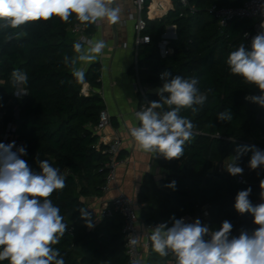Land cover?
<instances>
[{"label": "trees", "instance_id": "1", "mask_svg": "<svg viewBox=\"0 0 264 264\" xmlns=\"http://www.w3.org/2000/svg\"><path fill=\"white\" fill-rule=\"evenodd\" d=\"M161 1L168 13L158 18L159 14L153 12L156 17L150 19L147 13L151 0H147L143 15L147 21L145 35L150 37V43L139 48L135 74L151 90L150 101L159 100L157 90L163 83L160 74L165 71L173 76L199 78V87L207 99L203 106H197L196 113L187 108L180 112L195 125L183 155L169 160L156 153L166 176L160 180L149 174L144 177L137 200L141 221L146 225L171 226L173 217L197 215L208 207L212 231L219 230L227 220L233 225L230 238L239 236L241 230L251 234L258 225L250 213L241 214L235 209V198L239 191L250 187L252 204L261 199L264 168H249L252 152L248 151L238 160L244 171L237 175L244 177L248 185L238 184L237 176H231L226 169L222 173L218 171L220 164L231 162L238 146L264 150V116L259 118L264 108L245 99L260 95V90L232 74L226 62L241 44L250 50L245 34L251 22L234 20L223 28L211 13L214 6L237 8L243 0H187V7L181 0ZM76 24L82 23L74 15L67 23L53 16L48 21L29 22L17 29L24 32L20 39L5 42L0 33L2 123H10L18 108L16 139L24 143L30 169L39 173V162L47 160L65 177V187L49 197L68 225L59 243L52 246L59 250L65 264H130L125 253L122 218L114 214L96 219L84 203L85 198L103 195L110 172L107 167L110 155L95 132L100 114L106 109L105 103L97 94H82L86 83L100 88V66H93L85 82L79 83L71 75L72 69L63 62L65 55H75L71 30ZM83 25L88 35L94 32L95 24ZM170 27L176 28V37L165 40ZM163 43L167 55L162 52ZM14 69L28 76V96L22 100L13 94L10 77ZM225 109L232 114L229 122L217 119V114ZM255 135L261 136L260 142L252 140ZM122 158L121 152L119 159ZM173 181L175 185L170 186ZM80 208L90 214L91 228L81 218ZM148 254L146 264H169L174 258L172 253L159 256L153 247ZM0 264L9 262L4 260Z\"/></svg>", "mask_w": 264, "mask_h": 264}, {"label": "clouds", "instance_id": "2", "mask_svg": "<svg viewBox=\"0 0 264 264\" xmlns=\"http://www.w3.org/2000/svg\"><path fill=\"white\" fill-rule=\"evenodd\" d=\"M120 8L116 0H0V33L5 42L20 39L24 32L16 31L29 22L48 21L53 16L67 23L70 16L82 24H97L106 21L117 24ZM106 47L103 39L83 37L73 44L75 55H65L63 62L72 69L71 75L85 82V69H77V63L95 62ZM227 65L234 75H239L247 84L255 85L260 95L245 97L264 108V31L251 40L250 50L241 44L227 58ZM14 95H27V73L14 69L11 72ZM162 86L158 88V101H149L147 107L135 113L139 126L130 128V135L144 152H156L165 159L180 158L184 145L193 137L194 123L181 116L182 109L196 113L203 106L207 95L199 87V78L173 76L165 71L160 74ZM3 83V81H0ZM165 105L167 110H165ZM219 121H231L230 110L217 114ZM15 142L0 143V261L9 264H65L58 249L68 225L58 206L49 197L55 190L65 187V177L47 160L39 162V173L33 172L22 156L27 155L21 146L13 151ZM251 151L249 168H264V151L255 146H238L236 155L225 166L231 176L243 174L238 160ZM175 181L170 186H174ZM264 189V180L261 181ZM252 189L239 191L235 209L250 213L258 225L251 234L241 230L238 237H231L233 225L225 220L219 230L212 231L199 219L186 223L175 219L168 226L159 223L151 229L153 250L161 257L171 252L176 264H264V202L253 205L249 199ZM264 200V191L261 192ZM85 225L91 228L90 214L79 209ZM138 229L144 227L137 225ZM210 236L206 240L205 237ZM135 244V241H132ZM133 264H142L137 259Z\"/></svg>", "mask_w": 264, "mask_h": 264}, {"label": "crops", "instance_id": "3", "mask_svg": "<svg viewBox=\"0 0 264 264\" xmlns=\"http://www.w3.org/2000/svg\"><path fill=\"white\" fill-rule=\"evenodd\" d=\"M151 2L154 3V7L155 4L159 7V4L163 3L161 0H151ZM116 5L121 10L120 21L114 25L100 21L95 24L94 32L89 34V38L95 37L106 42L102 54L91 64L77 63L76 65L77 69H85V77L93 66H100V88L96 89L86 83L82 87V92L86 91L89 96L97 94L103 99L106 110L112 118V126L107 128L102 136L106 137V142L116 136L121 139L122 159L125 162L118 167L116 181L108 194L84 199L86 209L91 211L96 219L99 218L103 205L110 203L120 192L124 193L136 206L140 215L141 207L137 200L144 177L149 174L160 180L166 176L156 152H144L130 135V128L139 126L135 113L142 102L141 94L136 89L138 79L135 74L136 35L135 21L131 19V17L137 18L139 12L134 0H116ZM168 35L171 38L173 36L171 32ZM71 40L74 43L79 41L74 36ZM140 225L144 227L143 222ZM138 230L140 233L144 232V229ZM143 264H146V261H143Z\"/></svg>", "mask_w": 264, "mask_h": 264}, {"label": "built area", "instance_id": "4", "mask_svg": "<svg viewBox=\"0 0 264 264\" xmlns=\"http://www.w3.org/2000/svg\"><path fill=\"white\" fill-rule=\"evenodd\" d=\"M164 2V1H163ZM147 0H134V4L139 12V16L137 18L131 17L132 20L135 21V52L138 54L139 48L142 45L150 43V37L145 35V31L147 29V21L144 19V11L146 8ZM181 3L184 7L188 6L187 0H181ZM153 2L148 7V18L152 19L156 17L152 14V6ZM211 13H213L220 22V26L225 28L228 24L234 20H247L251 22L250 30L245 34V38L250 41L252 38L258 33L264 31V0H243V4L237 8H219L214 6L211 9ZM159 18V16H157ZM71 33L74 37H76L79 41L83 37L89 38V35L86 33V26L83 24H76ZM165 39V37H164ZM170 40V39H165ZM162 52L164 55H167L166 51V43L162 44ZM138 60L136 58L135 68L137 70ZM136 89L141 94L142 103L140 105L141 110L143 107H147V103L150 101V89L146 86H143L139 80L137 79ZM82 94L84 96H89L86 91H83ZM27 95H21L20 97H16L18 100H22L26 98ZM20 119V110L15 108L13 113V120L8 124H3V113H0V143L9 144L13 141L15 142V147L13 151H16L17 148L23 146L24 143L16 139L18 126L16 122ZM112 126V118L108 111L104 109L99 118V123L95 127V132L100 135L101 142L108 147L106 151L110 155V162L107 164L110 172L106 178V185L103 188V194H108L111 191L113 183L116 181V173L119 166L124 164L123 159H119V156L122 152V141L116 136L112 138L110 141L106 142V137L102 136L103 132ZM264 151V150H263ZM25 159V156L21 157ZM227 166L225 163L220 164L218 166V171L222 173ZM237 183L241 185H248L249 183L242 176H237ZM264 202L262 199H258L254 201L253 205H258ZM114 214H118L123 220V228L122 234L125 242V253L128 257L129 263L133 264L134 260L139 259L142 264L144 261V248L145 251L149 252L152 247L151 242V229L157 224L146 225L144 224V232L140 233L137 225L142 223L139 212L136 209V206L132 204L129 198L124 193H119L117 197H115L110 203L104 204L100 213L99 218L105 219L110 218ZM186 223H192L196 219L201 221V224L204 226L210 227V213L209 208L206 207L201 210V212L197 215H186L182 217ZM238 237V236H237ZM206 240L210 239V236L205 237ZM132 241L136 243L133 244ZM141 241V243H140ZM171 253V252H170ZM169 264H176L175 257L170 261Z\"/></svg>", "mask_w": 264, "mask_h": 264}, {"label": "rangeland", "instance_id": "5", "mask_svg": "<svg viewBox=\"0 0 264 264\" xmlns=\"http://www.w3.org/2000/svg\"><path fill=\"white\" fill-rule=\"evenodd\" d=\"M167 9L168 8L166 7V5L163 2V3L159 4V7H157V4H155L154 12H157L159 14V16H163V15L165 16ZM252 140L254 142L258 143L261 141V136L255 135ZM140 243H141V241H140ZM142 250L144 251V261H147L149 254L147 251L144 250V248H142Z\"/></svg>", "mask_w": 264, "mask_h": 264}, {"label": "water", "instance_id": "6", "mask_svg": "<svg viewBox=\"0 0 264 264\" xmlns=\"http://www.w3.org/2000/svg\"><path fill=\"white\" fill-rule=\"evenodd\" d=\"M169 32H171L173 34L172 38L169 37V35H168ZM164 37H165V39H174L176 37L175 28L170 27ZM263 116H264V111L259 115V118H261Z\"/></svg>", "mask_w": 264, "mask_h": 264}, {"label": "bare ground", "instance_id": "7", "mask_svg": "<svg viewBox=\"0 0 264 264\" xmlns=\"http://www.w3.org/2000/svg\"><path fill=\"white\" fill-rule=\"evenodd\" d=\"M154 6H152V12H153Z\"/></svg>", "mask_w": 264, "mask_h": 264}]
</instances>
